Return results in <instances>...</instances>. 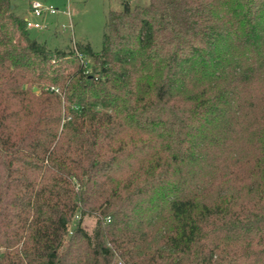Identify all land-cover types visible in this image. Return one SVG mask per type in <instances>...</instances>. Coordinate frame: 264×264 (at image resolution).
<instances>
[{
    "label": "trees",
    "instance_id": "trees-1",
    "mask_svg": "<svg viewBox=\"0 0 264 264\" xmlns=\"http://www.w3.org/2000/svg\"><path fill=\"white\" fill-rule=\"evenodd\" d=\"M12 4L0 264H264V0H126L83 60Z\"/></svg>",
    "mask_w": 264,
    "mask_h": 264
},
{
    "label": "rangeland",
    "instance_id": "rangeland-1",
    "mask_svg": "<svg viewBox=\"0 0 264 264\" xmlns=\"http://www.w3.org/2000/svg\"><path fill=\"white\" fill-rule=\"evenodd\" d=\"M34 1L53 6L58 12L42 17L41 20L48 27L42 30L30 29L33 37L45 42L51 49L69 51L75 46L90 45L95 51H100L103 48L109 13L122 10L126 0H13L14 13L25 19L32 17L30 5ZM127 1L131 6H146L150 2V0ZM51 62L58 64L59 59L54 58ZM95 64L96 61L90 58L89 68ZM33 90L38 91V87L34 86ZM83 224L91 232L96 224V218L86 217ZM1 250L4 251L5 248Z\"/></svg>",
    "mask_w": 264,
    "mask_h": 264
},
{
    "label": "built area",
    "instance_id": "built-area-1",
    "mask_svg": "<svg viewBox=\"0 0 264 264\" xmlns=\"http://www.w3.org/2000/svg\"><path fill=\"white\" fill-rule=\"evenodd\" d=\"M30 12H31L32 17H27L25 19L27 27L30 29L34 28V29L42 30L48 26L46 25V23H44L41 20V18L47 14H55L58 12V10L54 8L53 6L43 5L40 2L34 1L30 5ZM71 27H72V24H71ZM74 49L77 51V55H79V57L83 60V53L78 50L77 46H75ZM51 89L55 91H59L55 87H52ZM120 264L122 263L120 262Z\"/></svg>",
    "mask_w": 264,
    "mask_h": 264
},
{
    "label": "water",
    "instance_id": "water-1",
    "mask_svg": "<svg viewBox=\"0 0 264 264\" xmlns=\"http://www.w3.org/2000/svg\"><path fill=\"white\" fill-rule=\"evenodd\" d=\"M13 7H14V5L12 4V5H11V8L13 9ZM35 89H36V88H35Z\"/></svg>",
    "mask_w": 264,
    "mask_h": 264
}]
</instances>
